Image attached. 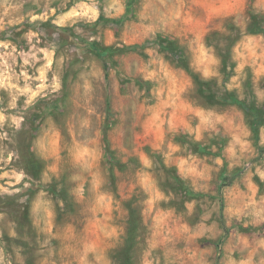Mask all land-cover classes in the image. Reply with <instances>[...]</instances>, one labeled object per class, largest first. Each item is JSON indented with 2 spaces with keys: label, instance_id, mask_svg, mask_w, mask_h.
<instances>
[{
  "label": "rangeland",
  "instance_id": "obj_1",
  "mask_svg": "<svg viewBox=\"0 0 264 264\" xmlns=\"http://www.w3.org/2000/svg\"><path fill=\"white\" fill-rule=\"evenodd\" d=\"M257 27L264 0H0V264H264Z\"/></svg>",
  "mask_w": 264,
  "mask_h": 264
},
{
  "label": "trees",
  "instance_id": "obj_2",
  "mask_svg": "<svg viewBox=\"0 0 264 264\" xmlns=\"http://www.w3.org/2000/svg\"><path fill=\"white\" fill-rule=\"evenodd\" d=\"M262 28L263 27H257L255 30H258V29L259 30H264ZM163 46H165V45H163ZM91 47L98 55H102L103 54V55H109L110 56V55H112L115 52V48L99 47L98 45H96L94 43H91ZM220 56H221V62L223 64H225L226 61H227L228 53L220 52ZM213 94H215V93H213ZM214 96L217 97V98H220V99H228L227 97H224L225 96L224 94H215ZM175 180H178V178L175 177ZM44 189H46L48 192H50L53 197L63 196V190L56 189V186L53 183H50L48 185H44ZM61 210H62V208L59 207L58 210H57L58 211L57 217L60 216ZM27 211H28V207L26 205L21 206V212L23 214V216H22V220L23 221L22 222L29 223V219H28V216H27ZM17 223L20 224L21 221H19ZM133 228H134V223L129 224V231H132ZM26 262H27V264H32L31 260H27ZM121 264H132L129 261L128 252H125V258L122 259Z\"/></svg>",
  "mask_w": 264,
  "mask_h": 264
}]
</instances>
